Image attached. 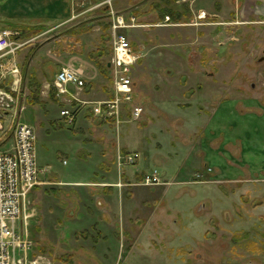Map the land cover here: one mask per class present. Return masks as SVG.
Listing matches in <instances>:
<instances>
[{
  "label": "rangeland",
  "instance_id": "1",
  "mask_svg": "<svg viewBox=\"0 0 264 264\" xmlns=\"http://www.w3.org/2000/svg\"><path fill=\"white\" fill-rule=\"evenodd\" d=\"M236 3L0 0V29L28 42L17 56L19 121L34 127L47 169L22 218L27 264H87L91 254L104 264H264V17L238 24ZM112 12L137 19L125 33L145 108L119 128L96 111L112 92ZM90 58L101 65L83 90L92 103L62 102L56 74ZM164 105L169 116L147 114ZM64 108L76 111L73 123ZM130 151L141 156L121 170ZM155 169L161 183L144 185L142 172Z\"/></svg>",
  "mask_w": 264,
  "mask_h": 264
},
{
  "label": "built area",
  "instance_id": "2",
  "mask_svg": "<svg viewBox=\"0 0 264 264\" xmlns=\"http://www.w3.org/2000/svg\"><path fill=\"white\" fill-rule=\"evenodd\" d=\"M112 72L111 97L99 104L96 111L112 121L117 128L124 115L133 121L142 118L145 108L136 102L135 81L132 68L138 56L125 31L135 28L136 18L112 12ZM200 17H206L202 12ZM17 29H0V264H27V253L33 242L24 234L21 223L25 217L26 202L32 191L40 184L47 169L37 163V134L31 125L19 121V101L23 87L22 68L18 52L27 45ZM57 97L72 96L71 87L83 90L86 82L74 69L63 68L55 77ZM75 98V97H73ZM78 101V100H77ZM62 118L73 123L76 111L64 108ZM140 158L138 152H128L119 157L120 169L135 165ZM162 177L155 169L146 173L144 185H159ZM25 253V257L18 256ZM26 262V263H25Z\"/></svg>",
  "mask_w": 264,
  "mask_h": 264
},
{
  "label": "crops",
  "instance_id": "3",
  "mask_svg": "<svg viewBox=\"0 0 264 264\" xmlns=\"http://www.w3.org/2000/svg\"><path fill=\"white\" fill-rule=\"evenodd\" d=\"M236 15H237V19H238V24H241L242 22H247L249 20H252L254 17H264V0H236ZM202 11L206 12L207 10H205L204 8L201 9ZM217 22L213 23L214 25V29L215 31H217L219 34L222 33V31H224L223 25H225L226 23V19L223 18V12H216L213 15ZM200 18V22L202 23L204 19H206V17H199ZM203 25H199V29H207V28H202ZM88 65V66H87ZM64 68H70V69H74L77 72H79L82 76V78L85 80V82L87 83L88 81H93V78L96 76V73L98 72V64L96 63L95 60H93L92 58H90V60H86V59H81L80 65H76V64H65ZM253 87V86H252ZM72 90V96L75 97H71L69 96L68 98H61V101L63 102L64 99L69 100V102L73 101V100H78V102H82V103H92L90 101H88L87 99H85L86 97L83 96V90H78L75 87H71ZM75 90V92H74ZM96 102H93V104ZM218 105L216 104V107H214L213 109L218 111L219 107H220V102L218 101ZM223 102H221L222 104ZM167 104V103H166ZM165 104V105H166ZM165 105L163 106V108H161V110L158 109L159 112H156V110L154 109L155 107H148L147 110V114L149 116H160L161 115H170V111L167 110V108H169L168 106L165 107ZM197 105H199V103H197V101H192L191 102V107H190V113L191 114H195L197 112V110L199 109L197 107ZM240 110V107H239ZM29 125V124H28ZM147 145V144H146ZM147 151H150V146H147ZM131 152V151H130ZM140 154L139 151H136ZM141 156V154H140ZM151 158L150 154L145 156V160ZM122 170V169H121ZM157 170V169H156ZM144 172H151V171H143L142 174H144ZM82 183V182H79ZM103 215H108L107 210H105ZM104 228V227H103ZM100 231H104V229L100 230ZM104 234V233H103ZM104 238H106V235H104ZM74 256H76L77 251L74 250L73 251ZM89 262H85V263H89V264H104L107 263L105 261H103V258L101 256H98L97 254H91L89 255ZM74 261L76 262V264H83L82 261H80L78 259V257H74ZM111 264V263H109Z\"/></svg>",
  "mask_w": 264,
  "mask_h": 264
},
{
  "label": "trees",
  "instance_id": "4",
  "mask_svg": "<svg viewBox=\"0 0 264 264\" xmlns=\"http://www.w3.org/2000/svg\"><path fill=\"white\" fill-rule=\"evenodd\" d=\"M95 61H96V63L98 64V66L101 68V65H99V62H98L97 60H95ZM108 64H109V63H106V65H105L106 67H105L104 71H106V69L109 70V68H108ZM39 87H41V84L39 85ZM32 88H33V87H32ZM39 91H40V89H39Z\"/></svg>",
  "mask_w": 264,
  "mask_h": 264
},
{
  "label": "water",
  "instance_id": "5",
  "mask_svg": "<svg viewBox=\"0 0 264 264\" xmlns=\"http://www.w3.org/2000/svg\"><path fill=\"white\" fill-rule=\"evenodd\" d=\"M109 67H110V65H109ZM252 86L254 87L255 85L253 84Z\"/></svg>",
  "mask_w": 264,
  "mask_h": 264
}]
</instances>
